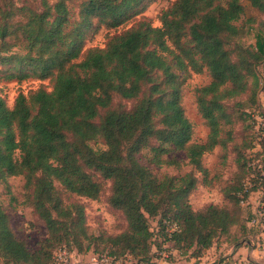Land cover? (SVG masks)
Returning a JSON list of instances; mask_svg holds the SVG:
<instances>
[{
	"label": "trees",
	"instance_id": "1",
	"mask_svg": "<svg viewBox=\"0 0 264 264\" xmlns=\"http://www.w3.org/2000/svg\"><path fill=\"white\" fill-rule=\"evenodd\" d=\"M39 1L38 10L0 5V78L52 80L50 91L20 92L11 107L0 93V180L8 185L9 177L24 175L46 237L30 251L0 207V255L12 264H55L54 252L65 246L76 254H127L133 264H155L153 248L166 243L179 255L200 257L234 227L248 234L254 227L247 225L250 213L238 193L250 173L257 177L255 186L264 187L262 169L249 165L245 154L252 140L238 152L237 176L224 190L228 207L208 204L194 210L188 195L197 184L195 176L160 179L137 158L155 141L150 146L155 164L176 163L161 155L184 152L203 183H209L203 155L218 145L225 148L233 138L225 101L250 91L251 104L256 102L248 77L255 78L264 58V39L257 37L255 48L228 47L243 30V24H235L244 15L243 0H171L159 12V25L140 18L124 29L157 0H82L73 22L67 0ZM246 1L264 14V0ZM100 26L107 28L103 45L86 46L87 34ZM192 73L210 77L195 89L197 110L208 128L202 142L193 140V123L182 104L185 79ZM114 94L135 99L134 107H112ZM95 139H102L105 148H89ZM263 153L264 143L257 154ZM86 168L111 182L108 202L121 211L123 232L90 236L82 205L63 204L58 187L92 200L100 196L101 183ZM150 218H157L156 234ZM165 220L176 223L177 231L168 235ZM81 238L101 240L109 248L82 246Z\"/></svg>",
	"mask_w": 264,
	"mask_h": 264
},
{
	"label": "rangeland",
	"instance_id": "2",
	"mask_svg": "<svg viewBox=\"0 0 264 264\" xmlns=\"http://www.w3.org/2000/svg\"><path fill=\"white\" fill-rule=\"evenodd\" d=\"M50 1L53 2L54 0ZM81 1L67 0L71 22L78 19V8ZM170 1L157 0L152 2L138 16L129 20L123 29L134 24L140 18L150 21L153 25H159V12ZM216 1L225 2V0ZM10 3L16 6L26 5L36 10L41 8L39 0H0V5L2 6H7ZM242 3L244 5V15L235 24H243V30L230 41L229 48H233L234 44L255 48L257 37L261 36L264 39V14L252 7L248 1L243 0ZM248 18L252 21H247ZM106 32L107 28L100 26L93 32L88 33L85 45H103ZM209 80L208 73H192L191 76L185 79L182 104L185 115L193 123V140L197 142L204 141L208 128L198 113L195 101V89L207 84ZM248 84L255 92V104L252 105L250 102V91L238 97L227 99L225 103L233 118V123L230 125L233 138L231 141L226 142L225 148L218 145L202 157V164L209 171L207 175L208 184L203 183L204 178L193 165L188 163L184 152L171 151L161 155V158H164V160H175L176 163H162L160 165L153 162V152L150 150L151 145H157L155 141H152L149 147H144L137 153L139 162L147 166L160 179L164 176H182L186 173L195 176L197 184L188 195V202L194 210H200L208 204H215L220 207L230 206L228 200L224 197V190L235 181V176H237V154L238 152H244L245 149L242 146L244 143L252 140V147L245 151L248 163L254 164L264 172V153L257 154L263 150L264 143V58L257 66L255 78L248 77ZM39 88L50 91L52 89V80L49 78L38 79L33 77L18 82L16 80H4L0 78V93L10 107L13 105L18 93L28 94ZM111 103L112 107L131 110L136 100H126L114 94ZM245 112L250 114L249 118L244 115ZM227 127L223 125L224 129ZM87 146L94 151L105 148L102 139L89 141ZM86 170L93 179L101 183L102 188L98 199L92 200L78 196L58 187L57 191L62 198L63 204L77 203L82 205L86 231L90 236H114L123 232L126 228L125 219L121 211L111 207L108 202L111 192V182L102 179L93 168H86ZM6 184L8 185H5L0 180V207L7 214L15 237L21 240L30 251L34 252L46 237V230L44 223L33 209L31 200L32 188L25 186L24 175L11 176L7 179ZM149 225L156 234L158 228L157 218H150ZM249 231L248 234H245L241 233L238 227L232 228L229 235L215 239L214 244L205 250L200 257L178 255L175 250H173V253L176 255H173L169 253V249L167 248L165 250L153 248L154 262L155 264H241V260L250 258L254 262L264 263V257H262L264 253L259 252L256 248H252L254 247L255 236L258 230L254 227ZM81 242L82 246L89 245L91 248H109L105 244H102L101 240L94 238H81ZM236 245L238 246L237 255L232 256L230 249L235 248ZM251 248L254 251L250 252ZM162 252H165L166 255ZM72 253L74 254L73 264H80V261L87 260L90 256L94 255L92 251L79 254L73 251ZM97 254L100 253H95V255ZM0 264H12V262L0 255Z\"/></svg>",
	"mask_w": 264,
	"mask_h": 264
},
{
	"label": "built area",
	"instance_id": "3",
	"mask_svg": "<svg viewBox=\"0 0 264 264\" xmlns=\"http://www.w3.org/2000/svg\"><path fill=\"white\" fill-rule=\"evenodd\" d=\"M251 165V164H249ZM253 166V164H252ZM262 177L264 172L261 173ZM257 179L254 173H250L242 182V189L239 191L240 205L250 213V219L247 222L248 226L257 228L258 232L255 236V244L253 249L256 248L259 252L264 253V187L260 184L255 186L254 181ZM262 178L259 177L261 183ZM165 231L168 235L177 231V225L169 220L164 221ZM168 249L163 246V250ZM251 248V249H252ZM166 255L165 252H162ZM169 253H172L169 250ZM74 254L70 252L65 246L57 248L54 252L55 264H73ZM133 259L130 255L122 257L110 256L107 254L92 255L87 260H82L80 264H133ZM241 264H250V258L241 260Z\"/></svg>",
	"mask_w": 264,
	"mask_h": 264
},
{
	"label": "crops",
	"instance_id": "4",
	"mask_svg": "<svg viewBox=\"0 0 264 264\" xmlns=\"http://www.w3.org/2000/svg\"><path fill=\"white\" fill-rule=\"evenodd\" d=\"M170 245H172V244H171V243H166L165 246H167V247L170 249V247H169ZM217 248L220 249V247H218V246H217ZM237 248H238V246H236L235 248H231V249H230V250H231L230 253H231L232 256H233V255H234V256L237 255ZM171 250H172V249H171ZM252 250H253V249H250L249 251L252 252ZM253 251H254V250H253ZM172 254H173V255H176V254L173 253V250H172ZM178 255H179V254H178ZM262 257H264V256H262Z\"/></svg>",
	"mask_w": 264,
	"mask_h": 264
}]
</instances>
